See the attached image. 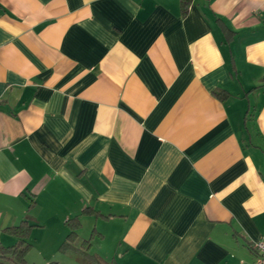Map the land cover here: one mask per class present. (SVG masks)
<instances>
[{"label":"crops","instance_id":"0c3cea01","mask_svg":"<svg viewBox=\"0 0 264 264\" xmlns=\"http://www.w3.org/2000/svg\"><path fill=\"white\" fill-rule=\"evenodd\" d=\"M23 220L28 264H252L264 0H0L1 246Z\"/></svg>","mask_w":264,"mask_h":264},{"label":"trees","instance_id":"16d2710c","mask_svg":"<svg viewBox=\"0 0 264 264\" xmlns=\"http://www.w3.org/2000/svg\"><path fill=\"white\" fill-rule=\"evenodd\" d=\"M195 0H179L180 9L182 14H185L189 6ZM218 96H221V92L217 93ZM68 225L76 227L78 225L77 218H72L67 221ZM33 225L30 224L27 220H23L20 224L8 228L17 236V241L14 245L10 246H1L0 245V264H28L25 259L26 251L30 247L28 241L29 232ZM75 232L71 231L66 240L62 243L61 249L68 250L71 247L70 242L73 240Z\"/></svg>","mask_w":264,"mask_h":264},{"label":"built area","instance_id":"2783aa9c","mask_svg":"<svg viewBox=\"0 0 264 264\" xmlns=\"http://www.w3.org/2000/svg\"><path fill=\"white\" fill-rule=\"evenodd\" d=\"M255 259L252 264H264V236L255 240L252 245Z\"/></svg>","mask_w":264,"mask_h":264},{"label":"rangeland","instance_id":"374dc122","mask_svg":"<svg viewBox=\"0 0 264 264\" xmlns=\"http://www.w3.org/2000/svg\"><path fill=\"white\" fill-rule=\"evenodd\" d=\"M95 247H96L95 245H93V247H91L90 253H91L92 255H95V257H97V255L94 254V249H96ZM93 262H95V261H93ZM69 264H76V263H75L74 261H72V262H69ZM103 264H104V263H103Z\"/></svg>","mask_w":264,"mask_h":264}]
</instances>
